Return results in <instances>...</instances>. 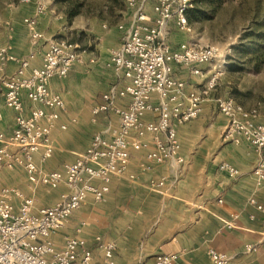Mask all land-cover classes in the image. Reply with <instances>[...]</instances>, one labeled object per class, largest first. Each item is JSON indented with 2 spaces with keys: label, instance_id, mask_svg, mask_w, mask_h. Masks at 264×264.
Masks as SVG:
<instances>
[{
  "label": "built area",
  "instance_id": "2783aa9c",
  "mask_svg": "<svg viewBox=\"0 0 264 264\" xmlns=\"http://www.w3.org/2000/svg\"><path fill=\"white\" fill-rule=\"evenodd\" d=\"M122 1L132 16L127 24L119 25L122 43L106 63L116 80L92 111L94 124L101 118H106L107 124L94 134L89 147L60 171H47L43 166L56 150L53 131L57 127L67 130L66 124H58L66 110L65 100L50 84L83 65L86 51L66 40L47 41L38 21L47 6L40 3L36 16L24 19L32 49L27 57L13 56L9 43L0 46V96L14 113V126L9 132L2 129L0 113V171L22 169L32 192L40 187L47 193L61 186L68 190L54 205L38 207L34 196L18 187L0 189V264H94L95 249L100 252V264H116L118 243L98 236L90 245L81 237L84 222L74 228V234H64L61 245L54 238L89 197L95 202L105 200L112 179L137 183L129 173L132 151H146L143 172L157 165H185L178 133L199 117L218 85V49L188 41L174 47L170 42L173 29L184 34L193 32L188 15L197 0ZM41 47H45L42 64L34 67L32 62ZM10 62H16L18 68L6 74ZM179 71L196 77L207 74V78L197 85L181 78ZM216 106L227 118L223 140L246 143L257 152L252 174L257 189L264 191V101L246 108L231 97H223L216 99ZM112 115L118 117V125L111 123ZM147 115L153 119L147 120ZM219 169L233 179L240 176L229 163H222ZM165 184V179H149L144 187L160 193ZM250 202L264 214V206L254 199ZM246 250L257 249L247 246ZM208 255L214 264H235L229 255L213 249ZM178 258L176 254L159 255L156 264H175Z\"/></svg>",
  "mask_w": 264,
  "mask_h": 264
},
{
  "label": "crops",
  "instance_id": "0c3cea01",
  "mask_svg": "<svg viewBox=\"0 0 264 264\" xmlns=\"http://www.w3.org/2000/svg\"><path fill=\"white\" fill-rule=\"evenodd\" d=\"M34 16L36 12L5 22L0 45L9 43L13 56L18 59L27 57L32 50L24 19ZM122 16L126 19L121 23L127 24L132 11ZM38 18L47 40L52 38L58 27L52 26L45 14ZM121 37L119 33V43L118 38L115 43L99 39L91 50L84 49L83 65L74 67L65 79L52 80L51 89L66 103L58 124H66L67 130L57 127L53 131L56 150L43 165L47 171H60L65 164L74 162L89 147L94 134L106 126V118H101L98 124L92 122V111L115 83V74L106 63L121 45ZM44 49L41 47L32 66H41ZM17 68L16 62H10L5 72L12 74ZM179 74L197 85L207 78V74L190 76L188 71H179ZM0 113L2 129L9 132L14 126V113L5 106L2 96ZM109 119L118 125V117L112 115ZM146 119L153 117L147 115ZM226 126L227 118L218 112L212 93L199 117L179 130L181 155L186 161L183 167L157 165L150 172H143L146 151H132L129 173L136 177L137 183L112 179L105 200L95 202L89 197L54 241L61 245L63 235L74 234V228L84 222L81 237L90 245H94L98 236L118 243L116 264H156L157 256L171 254L179 256L175 264H214L208 255L210 249L229 255L235 264H264V214L250 202L254 199L264 206V191L257 189L252 174L258 154L246 143L225 142L222 134ZM222 163L236 167L240 176L233 179L220 171ZM3 173L10 175L5 182L13 184L6 186L19 187L28 196H34L38 207L52 206L61 194L68 192L65 186L49 193L42 187L32 192L22 169L15 168L9 173L4 168L0 171V180ZM149 179H165V187L160 193L152 192L144 187ZM226 222L235 227H227ZM247 246L257 250L247 251ZM100 262V252L95 249L94 264Z\"/></svg>",
  "mask_w": 264,
  "mask_h": 264
},
{
  "label": "rangeland",
  "instance_id": "374dc122",
  "mask_svg": "<svg viewBox=\"0 0 264 264\" xmlns=\"http://www.w3.org/2000/svg\"><path fill=\"white\" fill-rule=\"evenodd\" d=\"M197 1L196 17L191 23L193 32L184 34L173 29L170 42L215 46L219 52L215 65L221 71L213 92L215 99L231 97L246 108L258 106L264 101V0ZM39 3L47 6L45 16L50 17L52 26L58 27L48 40H66L86 51L99 39L115 43L119 33L122 36L117 29L119 22L122 25L126 19L122 15L130 11L122 0H0V38L6 21L34 15ZM71 11L77 16L69 21L67 14ZM5 170L10 173L15 169ZM8 176L1 175L0 188L16 187L6 186L13 185L5 182Z\"/></svg>",
  "mask_w": 264,
  "mask_h": 264
},
{
  "label": "trees",
  "instance_id": "16d2710c",
  "mask_svg": "<svg viewBox=\"0 0 264 264\" xmlns=\"http://www.w3.org/2000/svg\"><path fill=\"white\" fill-rule=\"evenodd\" d=\"M195 12H197V8H195L194 10H192V12H190L189 13V15H188V19H189V22L190 23H192V21H193V18H195L196 17V13ZM75 16H77V12H69L68 14H67V19L70 21V20H72V18H74Z\"/></svg>",
  "mask_w": 264,
  "mask_h": 264
}]
</instances>
